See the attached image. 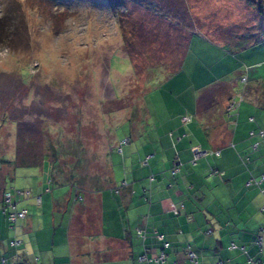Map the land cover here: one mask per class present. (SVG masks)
Segmentation results:
<instances>
[{
    "label": "crops",
    "instance_id": "1",
    "mask_svg": "<svg viewBox=\"0 0 264 264\" xmlns=\"http://www.w3.org/2000/svg\"><path fill=\"white\" fill-rule=\"evenodd\" d=\"M255 31L236 34L240 42L227 49L192 34L150 106L109 134L105 174L85 177L78 188L56 186L47 160L33 170L18 166L14 152L1 155L0 209L6 191L29 195L17 202L27 217L15 232L0 210V260L16 254L20 264H141V255L163 251L165 264H177L188 261L189 249L199 264L264 263V42L246 38L264 35ZM234 95L244 101L229 118ZM193 149L203 152L195 164ZM14 238L17 249L9 245Z\"/></svg>",
    "mask_w": 264,
    "mask_h": 264
},
{
    "label": "rangeland",
    "instance_id": "2",
    "mask_svg": "<svg viewBox=\"0 0 264 264\" xmlns=\"http://www.w3.org/2000/svg\"><path fill=\"white\" fill-rule=\"evenodd\" d=\"M246 28L264 31V0H0V156L40 160L51 143L66 175L76 159L78 176L105 174L109 134L150 106L190 36L226 48Z\"/></svg>",
    "mask_w": 264,
    "mask_h": 264
},
{
    "label": "built area",
    "instance_id": "3",
    "mask_svg": "<svg viewBox=\"0 0 264 264\" xmlns=\"http://www.w3.org/2000/svg\"><path fill=\"white\" fill-rule=\"evenodd\" d=\"M241 82L245 83L246 82V77H242L241 78ZM242 101H244V97L242 95H234L232 96L226 106V111H227V116L230 118H235L237 116V112L239 109L240 104L242 103ZM186 122H189L190 119L186 118L185 119ZM259 135H263V131L259 132ZM128 139H123L122 141H120L118 143V145L116 146V152L117 153H121L123 147L127 144ZM212 154L218 156L220 154L219 151H214L212 152ZM203 155V152L199 149H193L192 150V160L191 163L195 164V162ZM179 171V164L175 165L174 168L171 169L170 173L172 175L177 174ZM210 176H218L219 178L223 177V173L219 172L216 169H210ZM264 178H262L263 180ZM261 193L264 194V188L261 189ZM29 195L28 192L25 191H20V190H13V191H6L3 193L2 195V201H3V205L1 207V212L3 213V215L6 217V220L8 222V225L10 227V229L15 232V228L17 226V223L19 221L24 220L27 217V211L25 209H17V202L24 199L25 197H27ZM36 203L40 204V197H37L36 199ZM137 235L139 237H141L142 239H144V231L141 229L137 230ZM158 239L163 240V237H159ZM257 244L260 246L261 245V238L257 237ZM10 247L17 249L20 246V241H18L17 239H13L10 241ZM168 242L164 243V248L166 249L168 247ZM231 248H235L234 245H231ZM187 256H188V261L187 262H181V263H177V264H199V259L198 257L191 252L189 249L187 251ZM15 260L16 257L12 256L9 259H2L1 263L2 264H8L9 261H11V264H15ZM139 262L141 264H165V260H166V255L165 253L162 251L161 253H159L158 255H156L155 257L149 258L146 254L141 255L138 258ZM254 264H264L260 261H256L254 262Z\"/></svg>",
    "mask_w": 264,
    "mask_h": 264
},
{
    "label": "trees",
    "instance_id": "4",
    "mask_svg": "<svg viewBox=\"0 0 264 264\" xmlns=\"http://www.w3.org/2000/svg\"><path fill=\"white\" fill-rule=\"evenodd\" d=\"M259 7V6H258ZM123 23V22H122ZM129 36L131 37V33H122V39H123V42L128 44V45H131V40H129ZM176 62V63H175ZM173 63L172 66H167L169 67V69H166L164 70L165 74L163 73V76L164 77H170L171 75H173L174 73H176V71L178 70L179 66H180V61L177 62V59ZM133 66V71L135 72L136 70V67L134 65ZM155 67L158 68V65H153L152 67H149V71L153 70V68ZM135 68V69H134ZM112 112V111H111ZM77 143H73L71 144L72 146L73 145H76ZM46 153L43 154L41 156V159L39 160L38 157H36L34 154L33 156H31L30 158H23V157H20L18 158V162L16 161L15 163L18 165V166H21V167H41L42 166V163H43V160H47L49 161L51 167H52V180H54L56 183L55 185L56 186H63V185H72L74 187H79V182H81L83 179H86L85 177L87 176H78L77 173H79V170L81 168L80 167V163H81V159H76L73 163V167H72V170H73V174L72 175H66L64 172H62L60 170V162H59V157H62V153H64L66 155L67 153V149H65L62 145H53L51 143H49V145L47 146V149H45ZM73 151V150H72ZM73 153V152H72ZM72 156L76 157V155L72 154ZM77 168V169H76ZM59 180L60 183L59 184ZM80 198V196H78ZM12 256H15L16 257V260H15V264H20L19 261H18V257L16 254H13L11 255L10 257ZM2 259H9V258H1ZM1 260H0V263H1ZM2 264V263H1ZM8 264H11V261L8 262Z\"/></svg>",
    "mask_w": 264,
    "mask_h": 264
},
{
    "label": "clouds",
    "instance_id": "5",
    "mask_svg": "<svg viewBox=\"0 0 264 264\" xmlns=\"http://www.w3.org/2000/svg\"><path fill=\"white\" fill-rule=\"evenodd\" d=\"M240 81H241V79H240ZM242 83V82H241ZM229 101V100H228ZM228 103V102H227ZM122 141V140H121ZM118 145V144H117Z\"/></svg>",
    "mask_w": 264,
    "mask_h": 264
}]
</instances>
